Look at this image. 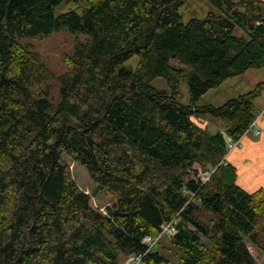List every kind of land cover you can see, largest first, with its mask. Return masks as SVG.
<instances>
[{"label":"trees","instance_id":"trees-1","mask_svg":"<svg viewBox=\"0 0 264 264\" xmlns=\"http://www.w3.org/2000/svg\"><path fill=\"white\" fill-rule=\"evenodd\" d=\"M185 1L0 0V264H121L176 216L180 264H256L247 243L264 251V188L239 185L222 131L244 134L264 81L219 106L198 102L264 66V0H209L220 11L189 21ZM65 29L88 37L62 74L20 42ZM206 114L230 125L211 133L197 121ZM65 155L113 194L106 213ZM201 170H214L204 184ZM144 264L176 263L154 249Z\"/></svg>","mask_w":264,"mask_h":264},{"label":"rangeland","instance_id":"rangeland-1","mask_svg":"<svg viewBox=\"0 0 264 264\" xmlns=\"http://www.w3.org/2000/svg\"><path fill=\"white\" fill-rule=\"evenodd\" d=\"M68 4V3H67ZM67 5L64 1L59 6L55 7L56 14H61ZM219 12L220 9L212 4L209 0H186L180 8V12L183 15L184 21H189L193 18L202 19L206 17L209 12ZM235 33L239 36H244L245 32L239 26L236 27ZM76 37H79L82 41H85L88 37L87 34L79 33L73 34L69 30H61L58 32L50 33L46 36H39L37 38H20V42L26 45L29 49L37 52L40 59L46 63V65L56 74H62L69 69V66L65 63L64 58L71 55L75 50ZM138 56H132L127 62L126 66L134 69L138 62ZM171 65L174 67H182L183 64L177 59L171 60ZM264 81V66L259 68H253L248 70L245 74L234 76L225 80L221 85L209 90L199 99L200 105L213 104L216 106L224 104L229 99L237 97L239 94L248 92L256 87L259 82ZM153 85L160 88H167L168 84L163 79H155ZM182 96L181 102L188 104L190 102L189 87L186 83L181 84ZM257 109L264 107V91L256 99ZM264 110V108L262 109ZM207 118L206 124L208 125L209 132L214 133L220 128L226 129L230 125V121L223 117H217L214 115H203ZM225 131H222L224 135ZM227 133V132H226ZM249 137L253 136L256 139L262 138L260 136H254L251 132L248 133ZM245 146L242 148L244 149ZM251 151V148H250ZM64 161L68 163L74 175L76 182L79 184L82 190L92 195L93 203L95 207L103 210L106 213V207L112 200L113 194H104L98 191V185L91 177L89 171L81 166L78 162H73L68 156H64ZM257 165H260L257 161ZM204 171V170H201ZM206 172V171H205ZM203 172V173H205ZM204 184V183H202ZM209 217H207L208 219ZM203 241L207 242V238L203 237ZM210 244V243H208ZM248 247L256 261V264H264V251L248 242ZM158 249L165 254L168 258L174 261L176 264H180L181 252L171 243L170 238L163 237L160 243L151 250ZM130 256H126L123 253L119 255V261L121 264H128ZM131 264V263H130Z\"/></svg>","mask_w":264,"mask_h":264},{"label":"crops","instance_id":"crops-1","mask_svg":"<svg viewBox=\"0 0 264 264\" xmlns=\"http://www.w3.org/2000/svg\"><path fill=\"white\" fill-rule=\"evenodd\" d=\"M263 108L260 107L259 112ZM197 121L209 128L206 124L207 118H198ZM260 126L263 129L260 140L253 136L249 137L248 134L245 135L242 145L233 150L227 157L228 162L237 167L239 185L248 191H254L260 187L264 188V116L260 119ZM219 130H224V128ZM244 146L245 148L242 149ZM257 161L260 165L256 164Z\"/></svg>","mask_w":264,"mask_h":264},{"label":"built area","instance_id":"built-area-1","mask_svg":"<svg viewBox=\"0 0 264 264\" xmlns=\"http://www.w3.org/2000/svg\"><path fill=\"white\" fill-rule=\"evenodd\" d=\"M264 116V110H261L255 118L252 120L249 128L244 132L242 136L239 138H233L228 133L224 132V137L226 140V147H227V153L223 160L224 164H227L228 155L235 150L237 147L242 145V140L245 135H247L249 132L252 134L258 136L262 134V127L260 126V119ZM206 171V172H205ZM214 170H204L200 172V180L202 183H205L211 176L212 172ZM205 172V173H203ZM179 217L176 216L174 219H171L168 222H165L161 225L160 232L156 234H146L143 237L142 242L146 244V250L144 252L130 255V259L128 261V264H144V256L155 246H157L161 239L163 237L172 238L174 237L178 232L177 222L179 221Z\"/></svg>","mask_w":264,"mask_h":264}]
</instances>
